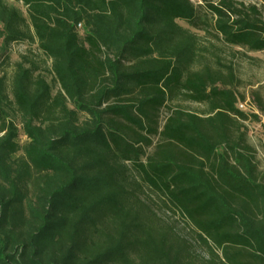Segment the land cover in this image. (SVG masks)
Masks as SVG:
<instances>
[{
	"label": "trees",
	"instance_id": "16d2710c",
	"mask_svg": "<svg viewBox=\"0 0 264 264\" xmlns=\"http://www.w3.org/2000/svg\"><path fill=\"white\" fill-rule=\"evenodd\" d=\"M21 1L29 21L0 0V264H194L172 226L152 225L154 197L193 225L204 264H264V182L246 124L264 116V83L249 89L257 112L240 109L233 62L205 61L200 36L178 23L200 28L198 5ZM207 4L222 45L264 50L257 5ZM24 40L51 60L56 92L32 53L12 61ZM180 100L207 108L176 105L161 120Z\"/></svg>",
	"mask_w": 264,
	"mask_h": 264
},
{
	"label": "rangeland",
	"instance_id": "374dc122",
	"mask_svg": "<svg viewBox=\"0 0 264 264\" xmlns=\"http://www.w3.org/2000/svg\"><path fill=\"white\" fill-rule=\"evenodd\" d=\"M196 6L198 5V13L200 20V28H195L191 26L185 20H178V23L183 27L189 28L191 32L200 36L199 42L208 50L203 51L205 61L209 62L213 66L214 63L213 52L219 53L223 57L224 62L232 61L236 76L239 78V84L237 86V91L240 95H246L244 102L238 103V106L243 111L248 113L256 111L253 106L250 105L249 99V89L251 87L258 86L259 83H264V50L263 51H249L245 48L225 47L222 45L221 41L216 37V33L213 29L214 16L211 15L207 10V3L210 0H192ZM247 5H257L262 16L264 17V0H242ZM8 5L14 6L18 9L22 15L29 21L28 11L26 6L21 0H4ZM32 31V28H31ZM246 55H242L244 53ZM11 58L12 61H17L21 58L23 53H32L33 59L39 63V67L47 78V81L53 84V92H56L60 88V84L55 82L53 79V74H51V60L46 57L44 53L38 48L37 43L31 44L28 40L22 42L16 41L11 47ZM218 65V64H217ZM199 67V66H198ZM12 70H10L11 73ZM38 71V72H39ZM11 98V94L9 95ZM180 106L181 108H186L188 110L200 112L205 110L207 107L203 103H195L191 101H170L166 107L162 109L161 120H164L170 113L171 107ZM242 105V106H241ZM7 119L14 120L15 126L18 128L17 136L15 141L20 145L24 146L28 142V137L23 130L20 122V116L16 112L15 106L9 104ZM257 112V111H256ZM4 115L0 113V124ZM84 117V114H82ZM5 118V117H4ZM263 116H261L262 120ZM248 125V136L251 144L254 146L255 152V162L258 165L260 172V179L264 182V122H254L246 120ZM1 128V127H0ZM4 132H0L2 135ZM157 139L155 141V144ZM153 147H150L148 151H152ZM23 151L20 149L13 155L15 161H18L23 157ZM154 197L149 190L141 194V197L149 199L147 195ZM154 202L151 204L154 212L157 213L158 218H154L151 223L155 226L157 231H167L170 226L175 229L176 234L170 235L169 241L173 244L175 243L177 248H183L181 245L186 242L188 247L183 251V254L189 259H192L194 264H204V258L207 257L208 248L205 244L199 240L193 225L186 223L183 217L179 213H174L161 206L160 200L156 197L153 198ZM152 214V212H150ZM149 213V214H150Z\"/></svg>",
	"mask_w": 264,
	"mask_h": 264
},
{
	"label": "built area",
	"instance_id": "2783aa9c",
	"mask_svg": "<svg viewBox=\"0 0 264 264\" xmlns=\"http://www.w3.org/2000/svg\"><path fill=\"white\" fill-rule=\"evenodd\" d=\"M77 30L79 31V34L81 33L83 35L85 33L84 26H83V23L82 22L78 25Z\"/></svg>",
	"mask_w": 264,
	"mask_h": 264
},
{
	"label": "crops",
	"instance_id": "0c3cea01",
	"mask_svg": "<svg viewBox=\"0 0 264 264\" xmlns=\"http://www.w3.org/2000/svg\"><path fill=\"white\" fill-rule=\"evenodd\" d=\"M262 122H264V116H263V118H262V120H261Z\"/></svg>",
	"mask_w": 264,
	"mask_h": 264
}]
</instances>
